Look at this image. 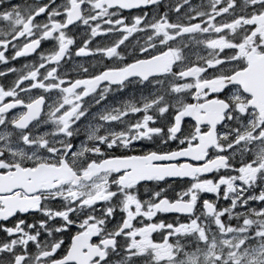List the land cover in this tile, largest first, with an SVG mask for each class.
<instances>
[{
	"label": "snow or ice",
	"instance_id": "6c2138e0",
	"mask_svg": "<svg viewBox=\"0 0 264 264\" xmlns=\"http://www.w3.org/2000/svg\"><path fill=\"white\" fill-rule=\"evenodd\" d=\"M160 5L0 0V264H264V0Z\"/></svg>",
	"mask_w": 264,
	"mask_h": 264
},
{
	"label": "flooded vegetation",
	"instance_id": "af4514ba",
	"mask_svg": "<svg viewBox=\"0 0 264 264\" xmlns=\"http://www.w3.org/2000/svg\"><path fill=\"white\" fill-rule=\"evenodd\" d=\"M11 2L13 4L15 3H22L23 0H11ZM29 2H31V0H29ZM175 0H161V5L158 9H156L157 11H160V12H163V11H166L168 10V5L170 3H174ZM190 3L192 6H199L201 3H202V0H190ZM203 3H207V0H203ZM185 8H187V5L185 6ZM147 11H150L151 12V8L150 9H145ZM134 12H139L140 10H133ZM182 11H184V9H182ZM127 14V13H126ZM175 13L174 12H170V16L175 19ZM97 40H99L100 38H96ZM139 39L141 43H143V37L141 34H137L136 36L134 37H130L129 38V41H126V44H129V49L128 51L131 52L132 51V45H135L136 44V40ZM42 47L44 48H49L50 45L45 43L42 45ZM124 46H122L123 48ZM39 51V50H38ZM37 58V55L36 54H33L32 57H27V58H20V60L18 61H10L9 65L8 66H5L3 64H0V71H6L7 67H16V68H21L23 66L24 63H30L32 62L34 59ZM98 59V58H97ZM92 63H95V61L92 60V58H79V57H75L73 55L72 59L71 60H68L66 63L65 62H62L63 64V68H62V71L64 72H67L70 77H79V76H82L84 75L82 73V71L77 68V65L78 64H84L85 67H89V71H93L92 67H91V64ZM4 78H0V80H3ZM8 81H10L11 79H13V75L10 73L8 75ZM116 95V98L117 99H127L128 97L132 96V95H139V91H138V86L136 85H130L128 89L125 90V93L123 95L117 93L115 94ZM88 99V98H86ZM112 96L109 97V103L112 102ZM96 107H99V106H96ZM170 184H172L174 187H183L184 186V182L183 181H179V180H170L169 181ZM169 195H171V193H169ZM205 195V198H209V199H214L213 195L212 194H204ZM221 203L224 204L226 203L225 201L221 200ZM174 214H168L167 215V218L168 219H171L172 216Z\"/></svg>",
	"mask_w": 264,
	"mask_h": 264
}]
</instances>
